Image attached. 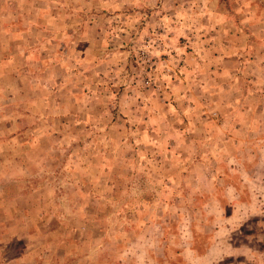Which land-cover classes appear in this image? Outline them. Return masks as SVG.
Returning a JSON list of instances; mask_svg holds the SVG:
<instances>
[{
  "label": "rangeland",
  "instance_id": "obj_1",
  "mask_svg": "<svg viewBox=\"0 0 264 264\" xmlns=\"http://www.w3.org/2000/svg\"><path fill=\"white\" fill-rule=\"evenodd\" d=\"M0 264H264V0H0Z\"/></svg>",
  "mask_w": 264,
  "mask_h": 264
}]
</instances>
